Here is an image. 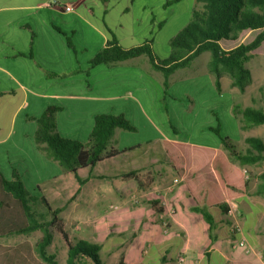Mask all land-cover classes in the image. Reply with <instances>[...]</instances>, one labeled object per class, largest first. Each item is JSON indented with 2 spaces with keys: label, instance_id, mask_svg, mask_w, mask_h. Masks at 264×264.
I'll return each mask as SVG.
<instances>
[{
  "label": "crops",
  "instance_id": "crops-1",
  "mask_svg": "<svg viewBox=\"0 0 264 264\" xmlns=\"http://www.w3.org/2000/svg\"><path fill=\"white\" fill-rule=\"evenodd\" d=\"M83 1L0 0L4 179L12 180L16 172L32 197H43L51 209H60L66 232L99 247L100 264H178L180 255H185L182 264H264V196L257 194L259 183L249 179L247 191L235 202L242 237L251 248L245 254L233 248L237 236L230 233L219 206L205 205L199 191L214 180L218 183L213 160L219 152L226 154L221 143L178 139L162 129L170 112L181 113L182 108L161 104L163 76L146 56L89 66L111 35L123 49L137 44L133 33L117 38L115 26L105 20L108 16L100 20L93 15L96 5L84 6ZM67 4L74 7L70 13L62 10ZM64 35L71 38L74 52ZM49 106L60 108L55 125L61 138L85 144L94 118L111 114L151 131V140L134 142L130 132L117 128L103 159L76 173L63 172L35 143L36 119ZM163 141L193 147L190 164L174 165ZM204 150H212L211 157ZM170 151L176 159L181 155L177 148ZM126 175L132 178H123ZM195 208L211 215L212 229ZM169 210L164 233L160 218Z\"/></svg>",
  "mask_w": 264,
  "mask_h": 264
},
{
  "label": "trees",
  "instance_id": "trees-1",
  "mask_svg": "<svg viewBox=\"0 0 264 264\" xmlns=\"http://www.w3.org/2000/svg\"><path fill=\"white\" fill-rule=\"evenodd\" d=\"M246 31H257V34L248 43L239 44L228 50L223 49L222 42H235L239 34ZM64 36L67 46L74 52L71 38ZM31 38H34L33 33ZM263 42L264 0H195L191 20L171 39L170 56L166 61L157 59L149 41L130 49H123L112 36L106 46L89 61V66H109L146 56L150 66L161 72L164 95H166L171 74L178 69L188 67L200 54L209 52L208 69L214 75L217 91L221 90L220 81L225 72L229 75L232 86L240 93H244L251 82V73L245 64L251 59L252 52ZM59 111V107L49 106L36 119L35 143L49 160L57 162L63 172L76 173L78 169L93 166L103 159L115 129L135 131V128L123 116L97 115L87 142L82 144L61 138L56 133L55 115ZM234 114L242 116L244 125L241 129L264 126L262 110L248 107L240 112L234 109ZM210 130L219 138L226 154L219 152L213 160L218 183L214 180L208 186L199 188V191L205 205L217 204L226 215L228 207L225 200L238 201L249 186V179L245 178L240 169L264 162V143L259 138H247L246 143L249 148L242 153L236 150L228 138L220 136L218 127ZM162 143L174 165L180 163L182 166H188L190 164L193 147L166 141ZM170 147L179 149L178 153L181 155L177 159L171 153ZM204 151L208 152L209 157L213 154L212 150ZM232 163L238 164L239 168ZM187 174L190 177L191 173ZM12 176V180L8 181L0 172V238L13 235L26 236L40 232L41 237L35 244L38 258L45 264H58L56 256L48 252L55 232L65 243L66 264H84L86 261L91 264H100L99 247L93 244L87 245L79 240L70 241L64 230L60 209H51L43 197H32L18 174L13 171ZM123 178H132V176L126 175ZM259 180L257 194L264 196V174L259 175ZM79 182L82 183L80 180ZM188 186L192 192L194 189L192 183ZM194 210L202 215L212 229L214 223L211 215L203 209L195 208Z\"/></svg>",
  "mask_w": 264,
  "mask_h": 264
},
{
  "label": "rangeland",
  "instance_id": "rangeland-1",
  "mask_svg": "<svg viewBox=\"0 0 264 264\" xmlns=\"http://www.w3.org/2000/svg\"><path fill=\"white\" fill-rule=\"evenodd\" d=\"M93 4L96 5L93 15L100 20L104 14L107 15L105 20L115 26L117 38L133 33L134 44L139 46L149 41L157 59L166 61L170 56V41L190 22L195 0H84L82 3L84 6ZM256 34L257 31L242 32L235 42H222L221 46L224 50L231 49L250 42ZM209 60V52H204L188 67L174 72L161 104L167 102L166 105L171 107H181L182 112L173 109L168 123H162V129L178 139L218 145L221 143L219 138L210 130L218 127L220 136L228 138L242 153L249 148L247 138H259L264 143V126L241 129L244 125L242 116L234 114V109L240 112L248 107L264 112V42L252 52L251 59L245 64L251 73V82L244 93L232 86L225 72L220 81L221 90L217 91L214 75L208 69ZM151 134V131L138 126L130 132L134 142L151 140ZM243 171L248 179H256L260 183L257 174H264V162L243 168L241 173L245 175ZM66 233L70 241L77 240L69 230ZM40 237V232H34L26 236L0 238V264H45L35 252V244ZM85 244L90 245L89 242ZM48 252L56 256L58 264H66L65 243L55 232ZM84 264L91 263L86 261Z\"/></svg>",
  "mask_w": 264,
  "mask_h": 264
},
{
  "label": "built area",
  "instance_id": "built-area-1",
  "mask_svg": "<svg viewBox=\"0 0 264 264\" xmlns=\"http://www.w3.org/2000/svg\"><path fill=\"white\" fill-rule=\"evenodd\" d=\"M56 4V2H53ZM72 5H63L62 10L65 13H70L73 10ZM245 174V171H243ZM245 178H248L247 175H244ZM133 203H137L135 199H132ZM228 210L226 212V219L229 223V231L232 235L237 236L233 239L232 241V246L234 249H241L244 251L245 254H250L251 253V248L246 244L245 239L242 237V229H241V224H240V212L235 205V201L233 200H228L225 202ZM161 207H166V203L164 201L161 202ZM172 212L169 210L168 213L165 216H162L160 218V225L162 228V231L164 233L168 232L169 229V219L171 217ZM178 264H182L185 262V255H180L177 259Z\"/></svg>",
  "mask_w": 264,
  "mask_h": 264
}]
</instances>
